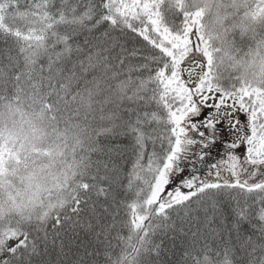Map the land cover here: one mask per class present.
<instances>
[{
	"label": "snow or ice",
	"instance_id": "obj_1",
	"mask_svg": "<svg viewBox=\"0 0 264 264\" xmlns=\"http://www.w3.org/2000/svg\"><path fill=\"white\" fill-rule=\"evenodd\" d=\"M0 264H264V0H0Z\"/></svg>",
	"mask_w": 264,
	"mask_h": 264
},
{
	"label": "trees",
	"instance_id": "obj_2",
	"mask_svg": "<svg viewBox=\"0 0 264 264\" xmlns=\"http://www.w3.org/2000/svg\"><path fill=\"white\" fill-rule=\"evenodd\" d=\"M170 244V242L166 241V245Z\"/></svg>",
	"mask_w": 264,
	"mask_h": 264
}]
</instances>
